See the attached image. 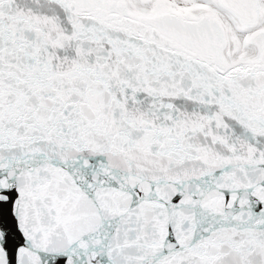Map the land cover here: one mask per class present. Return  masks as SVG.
Segmentation results:
<instances>
[{
  "label": "snow or ice",
  "instance_id": "obj_1",
  "mask_svg": "<svg viewBox=\"0 0 264 264\" xmlns=\"http://www.w3.org/2000/svg\"><path fill=\"white\" fill-rule=\"evenodd\" d=\"M0 264H264V0H0Z\"/></svg>",
  "mask_w": 264,
  "mask_h": 264
}]
</instances>
